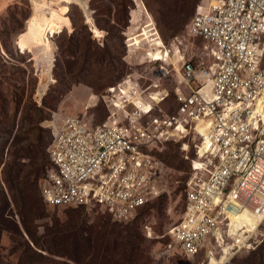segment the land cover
Returning <instances> with one entry per match:
<instances>
[{
  "label": "rangeland",
  "instance_id": "rangeland-1",
  "mask_svg": "<svg viewBox=\"0 0 264 264\" xmlns=\"http://www.w3.org/2000/svg\"><path fill=\"white\" fill-rule=\"evenodd\" d=\"M85 1L89 10L69 4L70 23L50 36L55 63L43 58L41 47L19 49V37L35 14L33 1L0 2V264H208L206 253L190 259L175 244L170 247L169 235L184 214L196 165L207 163L196 148L203 140L199 135L163 147L169 191L128 222L100 209L51 208L44 202L41 182L60 116L103 122L108 115L103 97L119 94L128 81L142 82L147 90L160 80V90L170 93L163 108L173 112L177 74L173 65L152 63L150 51L162 42L170 46L176 37L197 70L211 64L203 40L190 37L187 27L198 7L214 0ZM139 5L162 38L143 36L148 21ZM59 8L53 2L55 13ZM40 17L36 14L31 26H38ZM227 264H264V238L257 250Z\"/></svg>",
  "mask_w": 264,
  "mask_h": 264
},
{
  "label": "built area",
  "instance_id": "built-area-1",
  "mask_svg": "<svg viewBox=\"0 0 264 264\" xmlns=\"http://www.w3.org/2000/svg\"><path fill=\"white\" fill-rule=\"evenodd\" d=\"M187 34L203 40L211 64L197 70L182 38L174 39L169 54L183 69L177 108H163L170 93L160 90V80L147 90L128 81L119 94L103 97V122L60 116L43 196L51 208L100 209L128 222L169 191L163 147L199 135L196 148L207 163H198L188 182L170 247L190 259L206 253L210 261L229 251L230 262L257 250L264 238V0L199 6Z\"/></svg>",
  "mask_w": 264,
  "mask_h": 264
},
{
  "label": "bare ground",
  "instance_id": "bare-ground-1",
  "mask_svg": "<svg viewBox=\"0 0 264 264\" xmlns=\"http://www.w3.org/2000/svg\"><path fill=\"white\" fill-rule=\"evenodd\" d=\"M6 0H0V2H5ZM33 5H35V14L29 21V26L27 27V31L23 33L19 37L18 46L21 51H25L28 49L29 51L33 52L35 47H41L43 48L44 52L42 54L43 58L47 61H52L55 63V55H54V48L53 43L50 40V36L52 34H57L60 32L59 30L62 28L63 25L60 24H69L68 18H66L69 8L67 7L69 4H79L83 7V9L87 12L89 10V6L86 3L85 0H32ZM53 2L60 6L58 12L55 13L52 9ZM2 6V4H1ZM0 6V8H1ZM139 8L142 9L143 6L139 5ZM141 12L146 16L147 19V25L143 28V36H149L148 35V26L149 23H153V19L150 17V15L146 14V11L144 9L141 10ZM41 13L42 17H40V20L38 21V26L31 24L36 21V14ZM133 17L136 18L135 15ZM135 20V19H134ZM133 20V22H134ZM90 25H94L92 20L88 19ZM95 27V32L101 33L99 29ZM162 38V37H157ZM37 43V44H36ZM136 47V46H135ZM129 49H134L133 45H129ZM165 49V50H164ZM168 52V54H165ZM170 52V46H167L165 42L160 43L159 45L152 48L150 51L151 56V62L157 63L160 62L163 64V66L168 65H175L178 70H181V65L178 61L174 60V57L169 54ZM181 52V48L176 46V53H178L177 58L180 60L179 53ZM184 55L182 54L181 57ZM150 59V58H148ZM163 71H167L166 68H161ZM181 74L175 75V80L180 81L183 79V73L182 70L180 72ZM169 73H167V76ZM205 131V128H202V132ZM200 134V133H199ZM207 147V145H206ZM249 223L253 224L254 220L249 219ZM230 260V254L229 251H227L226 255H224L221 259L212 258L209 264H226Z\"/></svg>",
  "mask_w": 264,
  "mask_h": 264
},
{
  "label": "crops",
  "instance_id": "crops-1",
  "mask_svg": "<svg viewBox=\"0 0 264 264\" xmlns=\"http://www.w3.org/2000/svg\"><path fill=\"white\" fill-rule=\"evenodd\" d=\"M148 35H149V37H152V38L161 37V34H160L158 28L156 27V24H155L154 21H153L152 24H151V22L149 23V26H148ZM236 221H239V220L236 219Z\"/></svg>",
  "mask_w": 264,
  "mask_h": 264
},
{
  "label": "trees",
  "instance_id": "trees-1",
  "mask_svg": "<svg viewBox=\"0 0 264 264\" xmlns=\"http://www.w3.org/2000/svg\"><path fill=\"white\" fill-rule=\"evenodd\" d=\"M198 9V8H197ZM196 12H197V10H196ZM26 52L28 51V52H31V51H29L28 49H26L25 50ZM24 51V52H25ZM44 183V182H43ZM41 186H42V196H43V184H42V182H41ZM43 199H44V196H43ZM44 202H45V200H44ZM45 204L47 205V206H49L46 202H45ZM50 207V206H49Z\"/></svg>",
  "mask_w": 264,
  "mask_h": 264
}]
</instances>
